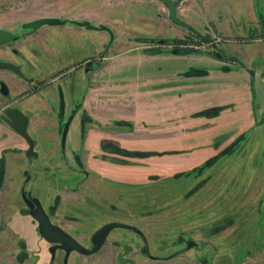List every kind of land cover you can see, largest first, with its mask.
I'll return each mask as SVG.
<instances>
[{"label":"rangeland","instance_id":"374dc122","mask_svg":"<svg viewBox=\"0 0 264 264\" xmlns=\"http://www.w3.org/2000/svg\"><path fill=\"white\" fill-rule=\"evenodd\" d=\"M172 1L177 16L208 41L186 39L187 30L168 19L160 0H0V27L18 36L26 30L24 22L47 13L68 20L83 14L111 32L110 38L104 30H67L70 24L64 23L50 28L64 43L59 61L49 52L32 58L24 47L18 56L7 55L22 73L45 80L64 60L65 110L86 113L81 123L80 115L72 118L64 142V230L85 246L106 221L141 231L112 228L82 264H121L125 258L130 264H264V0ZM20 44L1 45L18 50ZM86 56L94 58L90 72L74 67ZM6 74H12L14 86L11 97L0 93V102L15 100L22 109L12 97L20 86L13 79L17 74L0 69V77ZM108 83L115 87L107 88ZM55 84L25 104L45 116L39 99L51 94L56 103ZM88 97L102 99L91 106L92 113L108 123L90 115ZM50 123L39 120V132L50 131ZM6 128L0 126V142L10 138ZM87 131L94 135L84 147ZM42 146L46 152L26 159L28 174L36 162L57 161L50 138ZM89 159L116 164L118 178L110 177L108 185L79 170L72 174L77 161L86 168ZM10 167L16 168L8 170L0 221L17 230L22 225L11 214L2 218L19 202L15 187L22 173L18 165ZM100 170L108 174L109 167ZM41 189L45 201L50 199L52 188ZM1 231L0 252L12 240L6 227ZM79 258L72 253L69 260Z\"/></svg>","mask_w":264,"mask_h":264},{"label":"flooded vegetation","instance_id":"af4514ba","mask_svg":"<svg viewBox=\"0 0 264 264\" xmlns=\"http://www.w3.org/2000/svg\"><path fill=\"white\" fill-rule=\"evenodd\" d=\"M175 10H176V5H175ZM176 15H177V12H176ZM42 17H44V16L40 15V17H37V18H42ZM45 17H50V16H45ZM51 17H57L59 20H61L63 22L60 24H57V25H40L37 28H30V27L24 26V24L26 22L30 21V20H28L22 24L23 27L26 28V30L23 31V35H21V36L15 35L12 30L5 29L11 33V37L9 40L4 41L2 43L5 44V43L10 42V43H18L19 44L20 40H34V38L40 33V31H38V29L41 26H47L45 29L50 30V31H54V30L50 29L51 26H58V25L64 26V23L68 22V20L64 21V15H61V14L53 15ZM31 20H33V19H31ZM180 20H183V19H180ZM82 21H87V20H82ZM82 21H78V22H82ZM183 21H185V20H183ZM87 22H89V21H87ZM68 23H72V22H68ZM89 24L93 25L90 22H89ZM93 26H96L97 28H86V27L85 28L86 29L104 30L105 32L108 33V35L111 38V32H110L108 27H106L105 25H98V26L93 25ZM99 26H105L106 29H100ZM180 27H182V26H180ZM183 28H185V27H183ZM2 29H4V28H2ZM185 29L187 30V34L185 37L186 39L196 38L197 40L202 41V39L200 37H198L194 32H192L191 30H189L187 28H185ZM53 37L57 38V36H55V35ZM166 40H167V42L179 43V40H177V39H174L173 41L169 40V39H166ZM205 40L208 41L204 37V41H202V42H205ZM2 43H0V46H2L1 49L7 48V50H5V51L0 50L1 51L0 60H3V61L11 60L10 56L5 57L6 55H8V51H11V54L13 53L16 56H18L17 51H19V50L16 49V46L11 45L10 47H7V46L4 47L3 45H1ZM164 43H166V42H164ZM53 44H54V46L57 44V39H55V42H53ZM56 47H58V46L56 45ZM175 47H176V45H175ZM188 49H192V48L190 47ZM26 51H28V50H26ZM29 52H30L32 58L33 57L36 58L38 56V54L35 53L34 51H28V53ZM49 53L55 57L56 61H59L60 60L59 55L61 53L64 54V43H63L62 47L59 48V51L57 54L51 53V52H49ZM212 53L215 54V52H212ZM215 56H217L218 58L224 57L219 52L218 53L216 52ZM19 57H25V56H22L21 53L19 52ZM87 57L88 56H86V59L84 57L79 59L77 61V64H75L74 67L80 68L84 72H90L94 68L93 67L94 58H87ZM14 64H16V63H14ZM66 68H67V66H64V60H63L61 63V66L52 70L50 72V74H47V76H45V77H47V80H45L44 77H39V78L35 79L32 77L33 74H31V73L29 74V72H26V73L23 72L22 73V71L20 70V73L17 74V73L12 72L11 70H9L14 74L19 75L22 78V79H20L19 76H17V75H16L17 77L13 76V79L15 81H17L18 83H20V86H21V87L18 86L17 89H14L15 91H13V94H12V97H15L18 100V102H24L25 99L28 101V100L36 97V95L39 94V92H42V90L44 88H45V90H49L51 88V85L53 82H56L54 89L57 90V96H56L57 101L55 103V98L51 94H48L50 96H47L46 101L39 99L40 102H42V105L46 107L47 112H45V114H44L45 116H42L41 114H39L40 112L35 111V109H34V111L33 110L22 111L21 109H18V107L15 105V100L7 101V100L3 99L0 102V126L7 125L9 128H11V130L19 138V141L7 139L6 141L0 142V164L2 165V171L0 174L1 175V177H0V188L2 185V179L4 177L3 153H5V150H12L15 152V151H17V147H23L22 153H23V156L25 157V159L30 158V157H34V158L38 157V151H40L42 153L46 152V150L42 151V148H43L42 142L41 143L39 142L38 135H41V132H37V130H40V129L37 128L34 131H31V133L27 132L26 126H27L29 118H31V117H34L37 122H38V120H44V119L48 118L51 122L50 125L53 124V127L50 125L49 126H50V130L54 129V128L56 129L57 140H58V143L56 146L57 161H60L61 164H59V162H58V164H42L40 162H36L35 164H32L30 169H28L30 171L29 174H28L27 170H24V169L22 170V172H21L22 173V181H21V184L18 187V190L16 193L18 198H19V203L17 204V207L16 206L13 207L12 211L13 212L15 211L16 214H18L20 216H25L29 219V222H30L32 227L28 228L26 224L25 225L22 224V226H23L22 228L25 231L32 230L30 232L28 231L30 235L27 237L29 240L31 238L33 240H30V241L28 240L26 242L25 239L23 238V237H26V235L20 234L19 232H17L15 230V228H14V230H10V228H7L6 222L0 221V227H1L0 233L1 232L4 233V231H1V230L2 229L4 230V227H6V229H8L9 233H10L9 237L12 238V240L6 241V243H5L6 247H4L3 251L0 252V256L2 255L0 257V263L1 264H82V262H81L82 260H85L83 263H85V262L88 263L89 259H87L86 257L96 253L104 243V241H103L97 250H95L94 252L89 253V254H84V253L79 252V251L74 250V249L69 250L68 253L66 254L64 242L48 241V240L44 239L38 232L37 221L32 216H30L28 211H26V213H23L20 211L21 209L28 210V205L25 203L24 198H27L28 200H31L32 198H36L38 200L40 206L42 207L43 211L47 215L49 222L52 225L57 226L61 231L70 235L68 232H66L64 230V142H65V139H63V142L61 141V133H62L64 122H66V120H69V122H68V125H69L72 118H74V116L76 114L77 116L80 115L79 120L81 123V120H83V117L86 115V113L81 111V113L79 114V112L75 113L74 111H72V109L69 111L65 110L64 84H63L61 78L64 77V71ZM2 70H7V69H2ZM0 79L2 80L1 82L4 84V87L6 89L5 93H2L1 91H0V93L3 96L8 95L9 97H11V95H9L10 94L9 89L13 88L14 83H12L10 78L8 79L9 84H6L7 81H5L2 77H0ZM58 80H60V81H58ZM59 92L62 96V101H63L61 109L59 108ZM32 102L34 105L33 108H38L39 104L35 105L36 102L35 101H32ZM10 109H16L17 111H19L22 114L23 117L26 118L25 119L26 120L25 129H26V133L30 137V140L32 143V146H31L32 154H30V155H26V153H25L26 150L28 149V146H29L27 140L21 134H19L15 129H13L11 126V118L9 117V114H8V110H10ZM29 109H30V107H29ZM35 119H33V120L35 121ZM79 130H80V124H79ZM0 132H2V131H0ZM67 132H68V126H67L65 138L67 136ZM77 158H78V156L76 155L75 159H77ZM102 160L105 161L104 159H102ZM78 164L80 167L81 164L79 161H77V166H78ZM109 164H112V163L109 161ZM77 166H75L76 169H71L72 174L73 175L76 174V172H77L76 170H79L80 171L79 173L81 175L84 174L83 176H85V173H86L85 168L83 166H81L79 169H77ZM32 171H33V173H32ZM86 176H87V173H86ZM104 177H105V179L102 178V176H98L99 179H102L106 184L109 185V183H111L112 178L108 179L109 177H107V176H104ZM29 181L31 182L30 186H29L30 189H26V185H28ZM54 181H57V183H54ZM49 186L52 188L53 191L51 194H50V191H47V194L49 193L51 198L48 199L47 201H45L43 194H42L41 187H48L49 188ZM39 192H40V194H42L44 203H42V201H41L42 199L40 200L38 197ZM61 200H62V206H60ZM108 205H109V203H108ZM0 207H1V205H0ZM34 207L35 206L33 205L31 208H34ZM58 208H60V211L57 210ZM9 212H10V210H9ZM12 214H14V213H12ZM8 217L4 218V220L7 219ZM106 222H109V221H106ZM106 222H104V223H106ZM104 223H102V224H104ZM101 225H99L98 227H100ZM31 232H33V234ZM134 233L141 235V231L139 233L138 232H134ZM91 235H90V238H91ZM107 235H106V237H107ZM71 237L74 240H76L73 236H71ZM90 238H89V244L87 246L82 245L77 240L76 241L80 245H82L84 248L89 249L92 246ZM188 242H192V240H188L186 242V246H187ZM72 253L80 255L84 259L79 258V259H77L78 260L77 263H75V262L72 263L69 260L70 255ZM125 260L126 261L122 262L121 264H130L131 263V261L127 260V258H125Z\"/></svg>","mask_w":264,"mask_h":264},{"label":"water","instance_id":"95a60500","mask_svg":"<svg viewBox=\"0 0 264 264\" xmlns=\"http://www.w3.org/2000/svg\"><path fill=\"white\" fill-rule=\"evenodd\" d=\"M166 7H167V17L168 19L178 25L185 27L192 32H194L198 37L204 41V36L200 35L197 30H195L191 25L186 23L183 20H180L176 15L175 10V3L172 0H160ZM65 21V20H64ZM63 21L59 20L55 17H42V18H36L33 20H30L24 24L25 27L30 28H37L40 25H57L62 23ZM68 22H72L73 24L83 26L86 28H97L96 26L90 25L87 21L78 22L75 20H68ZM100 29H106L105 26H99ZM11 37V33L8 30L0 28V43L9 40ZM158 43H164L165 39H158ZM0 69H7L11 70L14 73L19 74L20 68L17 64H14L10 61H3L0 60ZM0 91L2 93L6 92V89L4 87V84L0 83ZM62 96L59 92V108L62 107ZM9 117L11 118V126L13 129H15L19 134H21L28 142V149L26 150V155L32 154L31 152V140L30 137L26 133L25 129V122L26 118L22 116V114L17 111L16 109H10L8 110ZM69 120H66L63 125L62 133H61V141L63 142V139H65L67 126H68ZM25 203L28 205V210L21 209L20 211L23 213H28L30 216H32L37 221V229L39 234L48 241H59L64 242L65 252L68 253L69 250H77L79 252H82L84 254H89L94 252L99 248V246L104 241L106 235L110 232L112 228H123V229H129L134 232H140L136 227L130 224H126L123 222H116V221H109L104 224H102L100 227H98L91 235V248L86 249L82 245H80L76 240H74L70 235L67 233L61 231L57 226L52 225L45 212L43 211L42 207L40 206L38 200L36 198H32L31 200H28L27 198H24ZM35 206L34 208H31L32 206ZM192 242H188L187 246H190Z\"/></svg>","mask_w":264,"mask_h":264},{"label":"crops","instance_id":"0c3cea01","mask_svg":"<svg viewBox=\"0 0 264 264\" xmlns=\"http://www.w3.org/2000/svg\"><path fill=\"white\" fill-rule=\"evenodd\" d=\"M101 5V4H100ZM191 9L189 10V12H187L188 16L189 14L191 13ZM53 15H58V13H47L45 15H43L44 17L45 16H53ZM83 17H86L85 15L83 14H80V16H77L76 18H73V17H70V20H77V21H82V20H86V19H83ZM57 18V17H55ZM87 18V21L89 22H92L93 20L90 19L89 17H86ZM64 20H68L66 17H64ZM65 23H68V22H65ZM70 24V26H64L65 29L69 30V29H78V28H85V27H82V26H79V25H76V24H72V23H68ZM95 24H101V22L99 21H95ZM103 24V23H102ZM76 27V28H75ZM45 27H42V28H39L38 31H40V33L34 38V40H20V43H24V44H20L19 47H18V50L21 48V47H24L26 48L28 51H34L35 53L38 54V57H42L43 54H46L47 52H51V53H58L59 51V48L62 47L63 43L61 42V39H59L58 37H53L54 35H56V32L55 31H50V30H47V29H43ZM64 29V28H63ZM64 32V30H63ZM49 36V37H48ZM55 39H57V46L56 45L54 46L53 42H55ZM54 47V48H53ZM24 48H22V50L26 51ZM29 55L30 52H29ZM7 57V55L5 56ZM109 66H105L103 67V70L106 71L108 69ZM11 75V74H10ZM5 81H8L9 79V74H6L4 76H1ZM109 86H107V88H112V87H115V85H111L108 83ZM106 86V85H103V87ZM102 87V85H101ZM107 97V96H106ZM105 97V98H106ZM87 99H89L88 101V107H89V111H90V115L93 116L94 120L98 121L100 124H103V123H108V122H104V121H101L99 119H97L94 115V113H92V110L93 108L91 107L94 103L98 104L99 102L102 101V99L100 98H97V97H88ZM21 105H22V111H29L31 109H29V106L26 102H20ZM86 103V98H84V101L82 103V107L84 108V105ZM75 116H77L75 114ZM74 116V117H75ZM39 121V120H38ZM39 125H37V121L35 119V121L31 118H29L28 120V123H27V132L28 133H31V131H34L35 129L38 128ZM53 127V124L50 125ZM6 132L9 133V139H12V140H18L19 141V138L16 136V134L11 130V128H6ZM37 132H39V130H37ZM97 135L99 134V132L96 133ZM91 135H94V133H90L87 131L86 133V136L83 140V146L84 147H87L88 145H90V142H89V139H90V136ZM46 137H49L50 138V141L52 142V145H53V150L54 152L56 151V146H57V143H58V140H57V134H56V129H51L50 131L48 132H43L41 133V135H38V138H39V142H43L44 139ZM102 137H100L101 139ZM22 149L23 147H17V151H12V150H5V153H3V157H4V177L2 179V185H1V188H0V198H1V194L3 193V187H4V184L7 180V177H9V173H8V170L9 169H15L16 167H10L11 164H13V166H17L19 167V174L20 172H22V169L24 167V164H27V161L25 159V157L23 156V153H22ZM51 149V148H50ZM59 154V153H58ZM83 158L85 157H82V161H83ZM101 160V162H105L103 161L102 159H99ZM61 164L60 161H55L54 164ZM91 163H94V161H92L91 159H89V162L87 160V164H86V173H87V176H92V177H96L98 178V176H102V178L105 179L104 176H107L109 177L108 179H110V177H114V179L118 178L117 176V165L116 164H90ZM107 163V162H105ZM106 165H108L109 167V171H108V174L103 171V170H100L102 167H106ZM139 167H141L140 164H138ZM98 171H100L101 173H99ZM85 173V175H86ZM84 175V174H83ZM125 176V175H123ZM21 181H22V176L18 177V181H17V185H16V189L18 190V187L20 186L21 184ZM18 197V196H17ZM19 200V198H18ZM100 203H102V200H99ZM19 203V202H18ZM103 203H109L108 200H104ZM1 205V204H0ZM60 206H62V200H61V203H60ZM13 212V211H12ZM12 212H9L5 217L2 215V218H6L8 216H10L11 214V217L15 220V222H19V224H23V225H27V227H32L30 222H29V219L25 216H20L18 214H16V212L14 211L12 214ZM10 218V217H8ZM7 218V219H8ZM6 220V219H5ZM23 227V226H22ZM1 228V227H0ZM3 230V229H2ZM17 232H19L20 234L22 235H26V237H23L25 239V241L27 242L29 239L27 236H29V232L32 231V230H28V231H25L23 228H18L16 230ZM33 234V232H31ZM30 240H33L32 238ZM29 240V241H30ZM4 247H6V245L4 244ZM2 256V255H1ZM0 256V257H1Z\"/></svg>","mask_w":264,"mask_h":264},{"label":"trees","instance_id":"16d2710c","mask_svg":"<svg viewBox=\"0 0 264 264\" xmlns=\"http://www.w3.org/2000/svg\"><path fill=\"white\" fill-rule=\"evenodd\" d=\"M191 52H195L196 53V51L195 50H193V49H189ZM212 111V110H211ZM210 115L212 116V112H210ZM214 159V157H212V158H210V161H212ZM1 171H2V165L0 164V174H1ZM0 177H1V175H0Z\"/></svg>","mask_w":264,"mask_h":264}]
</instances>
